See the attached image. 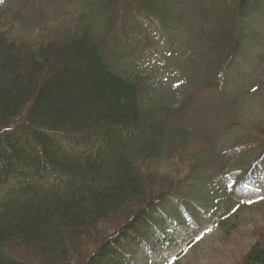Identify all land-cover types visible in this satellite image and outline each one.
<instances>
[{
	"label": "trees",
	"instance_id": "trees-1",
	"mask_svg": "<svg viewBox=\"0 0 264 264\" xmlns=\"http://www.w3.org/2000/svg\"><path fill=\"white\" fill-rule=\"evenodd\" d=\"M167 3L0 15V264H138L139 247L156 248V233L179 220L170 201L195 215L179 193L203 185L210 157L195 149L194 130L169 124L144 71L124 68L110 39L124 13L167 20ZM261 4L215 0L210 87L223 88ZM260 133L238 158L246 178L264 165ZM243 264H264V231Z\"/></svg>",
	"mask_w": 264,
	"mask_h": 264
},
{
	"label": "rangeland",
	"instance_id": "rangeland-1",
	"mask_svg": "<svg viewBox=\"0 0 264 264\" xmlns=\"http://www.w3.org/2000/svg\"><path fill=\"white\" fill-rule=\"evenodd\" d=\"M169 1L167 20L139 10L124 13L119 33L110 37L118 49L113 56L126 69L144 71L151 100L165 109L171 126L197 133L195 149L205 151L210 163L197 191L179 193L195 215L170 201L166 208L179 220L156 233V248L139 247L138 264H243L264 231V165L251 178L238 165L264 126V0L246 19L244 53L225 72L222 89L208 80L215 0ZM90 2L0 0V15L7 12L14 20L24 14L36 21L44 12L74 14L95 7ZM100 8L94 11L104 25Z\"/></svg>",
	"mask_w": 264,
	"mask_h": 264
}]
</instances>
